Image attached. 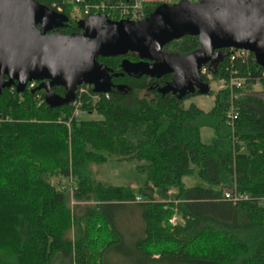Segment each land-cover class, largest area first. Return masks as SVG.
Masks as SVG:
<instances>
[{
    "label": "trees",
    "instance_id": "1",
    "mask_svg": "<svg viewBox=\"0 0 264 264\" xmlns=\"http://www.w3.org/2000/svg\"><path fill=\"white\" fill-rule=\"evenodd\" d=\"M36 1L68 17L59 28L65 33L78 30V18L71 14L76 5L82 17L84 3L131 2ZM141 3L144 14L159 4ZM196 48V35L188 34L160 51L187 56ZM214 52L216 60L210 67L203 63L199 81L222 80L223 86L204 89L213 96L205 110L185 102L199 92L196 88L177 95L169 90L170 72L121 70L123 59L152 61L131 50L97 56L111 74L107 93L78 84L69 103L53 106L44 87H35L39 80L20 91L3 87L0 264H116L117 258L128 264H264V101L249 90L257 82L264 89V67L249 51ZM50 87L65 92L62 85ZM74 109L100 117L82 119ZM206 127L211 137L202 143L199 129ZM113 160H134L143 169L137 192L95 178L93 164ZM192 174L205 186L185 185L183 178ZM154 188L166 200L157 199ZM224 189L244 197L231 202L221 196ZM70 195L90 203L73 208ZM129 207L140 217L136 235L114 217ZM172 213L178 223L168 222ZM130 244L127 256L121 255Z\"/></svg>",
    "mask_w": 264,
    "mask_h": 264
},
{
    "label": "water",
    "instance_id": "2",
    "mask_svg": "<svg viewBox=\"0 0 264 264\" xmlns=\"http://www.w3.org/2000/svg\"><path fill=\"white\" fill-rule=\"evenodd\" d=\"M67 22L62 11L36 0H0V94L3 87L14 85L20 91L35 79L36 88L64 86L65 92H54V98L44 94L53 106L69 103L78 84L107 93L111 75L97 56L125 50L152 61L123 59L121 70L132 75L170 72V78L199 85V92L207 88L199 81V69L216 49H244L264 67V0L160 1L140 19L87 13L76 20L78 30L61 32L58 28ZM188 34L196 35L199 46L189 55L161 52L154 60L149 54Z\"/></svg>",
    "mask_w": 264,
    "mask_h": 264
},
{
    "label": "rangeland",
    "instance_id": "3",
    "mask_svg": "<svg viewBox=\"0 0 264 264\" xmlns=\"http://www.w3.org/2000/svg\"><path fill=\"white\" fill-rule=\"evenodd\" d=\"M162 1L168 2L171 4V3H174L176 0H162ZM74 7L76 8V6ZM71 14L78 19L80 17V12L77 13L75 9L73 10ZM162 52L168 53L171 51L168 50V52H166L163 50ZM149 54L154 57V60L157 59L156 56L162 55L161 51H158V52L154 51V52H150ZM215 56L216 55L211 56L210 60L208 61L209 67L212 66L213 62L215 61ZM167 82H168L167 87L172 89V91H174L175 94H180L184 91L190 92L192 89H195V88L197 90L198 89L203 90L199 87V85L195 84L191 80H186L185 78H170ZM221 86H223L222 80L213 81L209 79L207 89L213 92L217 90V88H220ZM260 86L261 84L257 82L254 85L252 84L251 86H249V90H251L257 96L259 95L260 97H262L264 101V89H261ZM46 87L47 89H45L44 94H48L54 98L55 93L53 92L51 87L49 86H46ZM202 92L192 94L189 99L185 100V102L188 103L192 101L194 104L199 106V108L205 110L211 104V101L213 100V96L211 94H206V93L203 94ZM79 117H81L82 119L84 118L98 119V117L100 116L92 111V112L79 113ZM210 133L211 132L208 127L199 129L200 139L202 143H206V141H209L211 137ZM93 165H94L93 174L95 175V178L98 180L104 181L106 183H110V185H114V184H122L123 186L128 185L129 187H131L133 191L137 192L138 191L137 189L141 186V184L144 183V180H145L143 169L142 168L138 169L136 166L137 164L136 162H134V160H130L126 162L122 160H118V161L113 160V162L106 161L98 165H95V164ZM183 181L185 185L200 184L202 186H205V183L202 181V179H200L195 174H192L191 176L189 175L185 176L183 178ZM153 190H154L153 194L154 196H156L157 199L166 200V197L163 195L161 190H159L158 188H154ZM88 203L90 202L89 201L88 202L75 201V200L73 201L72 196L71 195L69 196L68 204L72 206L73 208H76L75 205L86 206L88 205ZM114 217L124 222V225H123L124 231L129 232V227H131L132 234H135V235L138 234V231H136V228L138 227V225H140L141 221H140V217L138 213L136 212L135 207H129L127 210L122 209V210L115 211ZM130 249H131V244L128 246L125 245L121 251L119 250L120 251L119 253L121 255L127 256V253L130 252ZM113 262L116 264H119V263L122 264V262H124V264H128L131 261L129 262L125 258H123L121 262V259L117 258V260ZM155 264H167V263L157 262Z\"/></svg>",
    "mask_w": 264,
    "mask_h": 264
},
{
    "label": "built area",
    "instance_id": "4",
    "mask_svg": "<svg viewBox=\"0 0 264 264\" xmlns=\"http://www.w3.org/2000/svg\"><path fill=\"white\" fill-rule=\"evenodd\" d=\"M142 0H131L130 3H127V2H120L118 4H104L102 1H100L99 3H93L91 5H89L88 3H84V9H83V13L84 15L87 14V13H90V14H94L96 12H102L103 14H105L106 16L108 17H111V18H115V19H121V18H128L130 20H134V19H140L142 17H145L146 14L143 13V9L141 7V3ZM75 11L77 13L79 12H82L76 5V8L74 7ZM115 9V13L113 12ZM113 12V13H112ZM243 51H246V50H240L238 48L236 49H232V52L233 55L235 54H242ZM201 73L205 72V67H200V70H199ZM232 82L234 83H237V80H232ZM35 86V82L33 80H29V83H28V87L29 88H34ZM80 91L83 89V88H79ZM105 93V92H103ZM75 116H78L79 112L78 110L74 109L73 112H72ZM233 112L230 111L229 115L230 117L233 116L232 114ZM222 197L230 200L231 202H235V200L237 198H240V197H244L243 193H239V192H233V191H230L229 189H224L222 191ZM138 197H136L135 199L137 200ZM168 222L170 224H173V223H178L179 222V218L178 216H176V214L172 213L168 219Z\"/></svg>",
    "mask_w": 264,
    "mask_h": 264
},
{
    "label": "crops",
    "instance_id": "5",
    "mask_svg": "<svg viewBox=\"0 0 264 264\" xmlns=\"http://www.w3.org/2000/svg\"><path fill=\"white\" fill-rule=\"evenodd\" d=\"M142 1H144V2H147V1H152V2H156V3H160V1H162V0H142Z\"/></svg>",
    "mask_w": 264,
    "mask_h": 264
},
{
    "label": "flooded vegetation",
    "instance_id": "6",
    "mask_svg": "<svg viewBox=\"0 0 264 264\" xmlns=\"http://www.w3.org/2000/svg\"><path fill=\"white\" fill-rule=\"evenodd\" d=\"M59 29V28H58ZM224 49H236V48H231V47H229V48H224ZM217 50V49H216ZM217 55V54H216ZM210 60V59H209ZM208 60V61H209ZM215 60H216V56H215ZM200 70V69H199ZM201 72L199 71V74H200ZM111 75V74H110ZM185 92V91H184ZM187 92H189V91H187ZM177 95V94H176Z\"/></svg>",
    "mask_w": 264,
    "mask_h": 264
}]
</instances>
